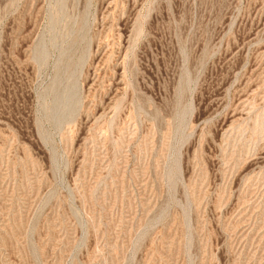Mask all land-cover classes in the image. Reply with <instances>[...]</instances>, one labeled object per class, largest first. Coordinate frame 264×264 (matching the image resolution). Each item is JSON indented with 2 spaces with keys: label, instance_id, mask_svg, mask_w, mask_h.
<instances>
[{
  "label": "rangeland",
  "instance_id": "374dc122",
  "mask_svg": "<svg viewBox=\"0 0 264 264\" xmlns=\"http://www.w3.org/2000/svg\"><path fill=\"white\" fill-rule=\"evenodd\" d=\"M0 264H264V0H0Z\"/></svg>",
  "mask_w": 264,
  "mask_h": 264
}]
</instances>
